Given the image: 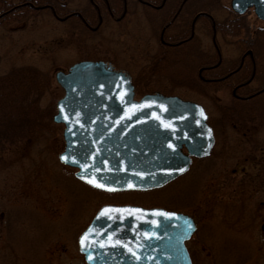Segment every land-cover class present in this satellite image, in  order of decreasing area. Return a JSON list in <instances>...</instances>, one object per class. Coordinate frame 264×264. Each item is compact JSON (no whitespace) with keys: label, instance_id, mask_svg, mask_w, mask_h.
Here are the masks:
<instances>
[{"label":"rangeland","instance_id":"obj_1","mask_svg":"<svg viewBox=\"0 0 264 264\" xmlns=\"http://www.w3.org/2000/svg\"><path fill=\"white\" fill-rule=\"evenodd\" d=\"M73 1L80 5L85 0ZM201 4L214 6L217 21L233 16L231 0H201ZM140 12L138 31L126 36L127 41L118 36L108 44L73 39L63 24L43 14L21 25L0 27V75L19 66H34L48 74L49 89L40 106L52 111L50 123L32 135L34 139L0 151V264H87L79 252L78 236L106 203L163 207L192 216L198 227L187 242L193 264H264L263 114L247 109L237 118L227 114L223 107L230 105L231 93L220 90L221 84L216 93L203 94L178 85L176 77L144 74L156 24ZM244 16L250 30L264 27L254 9ZM204 27L201 24L202 50L214 56L211 35ZM220 46L226 61L240 54V44L232 36L220 38ZM125 47L126 55L119 49ZM83 59L111 61L129 70L137 98L159 91L203 104L209 123L219 126L212 156L194 160L184 176L147 191L107 193L78 180L76 169L59 160L65 147L64 126L52 120L64 94L56 72L68 71ZM258 99L249 105L256 108L264 102Z\"/></svg>","mask_w":264,"mask_h":264},{"label":"water","instance_id":"obj_2","mask_svg":"<svg viewBox=\"0 0 264 264\" xmlns=\"http://www.w3.org/2000/svg\"><path fill=\"white\" fill-rule=\"evenodd\" d=\"M251 6L264 19V0H232L238 13ZM56 79L64 89L54 115L64 124L59 160L77 168L75 176L95 189L160 188L187 173L194 157L211 154L214 132L200 103L161 93L135 99L130 76L102 62L80 61L68 72L58 71ZM105 209L111 211L101 215ZM196 229L194 218L183 212L105 204L79 235L78 246L87 264H193L186 242Z\"/></svg>","mask_w":264,"mask_h":264},{"label":"flooded vegetation","instance_id":"obj_3","mask_svg":"<svg viewBox=\"0 0 264 264\" xmlns=\"http://www.w3.org/2000/svg\"><path fill=\"white\" fill-rule=\"evenodd\" d=\"M81 3L74 4L73 0H0V27L9 23L21 25L43 14L63 24L66 35L73 39L82 43L91 39L108 44L118 36H123L125 41L133 30L138 31L136 19L141 10V17L156 24L152 35L154 40L147 50L142 70L144 74L176 77L178 85L203 94L216 93V86L221 84L219 89L231 93L230 105L223 107L227 114L234 117L246 109L249 112L257 110L263 114L264 121V102L256 108L249 105L253 104L250 103L253 99H264V82L260 83L264 75V27L249 29L244 16L248 10L238 13L231 6L233 16L217 21L212 14L214 6H202L201 0H85ZM241 17L245 26L236 35L222 31L221 24L226 20ZM201 24L211 35L214 56L202 50ZM25 29L26 25L22 30ZM227 36L236 38L240 44L239 56L228 61L224 60L220 46V38ZM119 49L126 55V47ZM104 62L107 67L122 70L132 77L126 68L111 61ZM132 81L137 85L133 77ZM211 126L216 144L219 126L215 123Z\"/></svg>","mask_w":264,"mask_h":264},{"label":"trees","instance_id":"obj_4","mask_svg":"<svg viewBox=\"0 0 264 264\" xmlns=\"http://www.w3.org/2000/svg\"><path fill=\"white\" fill-rule=\"evenodd\" d=\"M244 26L243 17L221 24L222 31L232 35ZM49 80L48 74L34 66L15 67L0 75V151L34 139L32 135L50 123L51 109L40 106L43 94L49 89Z\"/></svg>","mask_w":264,"mask_h":264},{"label":"snow or ice","instance_id":"obj_5","mask_svg":"<svg viewBox=\"0 0 264 264\" xmlns=\"http://www.w3.org/2000/svg\"><path fill=\"white\" fill-rule=\"evenodd\" d=\"M134 108H135V106H133ZM66 120L67 119H69V117L68 116H65L64 117ZM157 118H159V117H157ZM78 122V121H77ZM165 127H171V125L170 124H165L164 125ZM180 171H183V169H180ZM90 183H93V184H96V181L95 180H90L89 181ZM97 186H99V187H104V185L103 184H99V185H97ZM132 185H129V187H131ZM109 211H111L110 209H105L102 213H101V215H106ZM116 211H122V210H120V209H117ZM134 211H140L139 209H136V210H134ZM154 215H162V216H172V215H174V213H163V212H154L153 213ZM122 218V217H121ZM154 223H155V221H153ZM189 227H191V226H189ZM93 230L92 229H89L88 230V232H86L85 234H84V236L83 237H81V244L83 245L84 244V242H85V239L88 237V235H89V233H91ZM145 235H148V234H145ZM109 242H111V237L109 238ZM115 243L116 244H120L121 242L119 241V240H117V241H115ZM102 247H103V245H101ZM126 246V245H125Z\"/></svg>","mask_w":264,"mask_h":264}]
</instances>
